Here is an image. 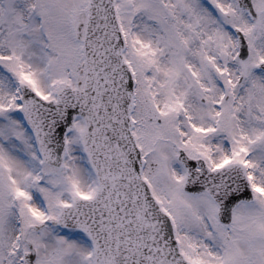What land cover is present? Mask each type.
I'll use <instances>...</instances> for the list:
<instances>
[{
	"label": "snow or ice",
	"instance_id": "obj_1",
	"mask_svg": "<svg viewBox=\"0 0 264 264\" xmlns=\"http://www.w3.org/2000/svg\"><path fill=\"white\" fill-rule=\"evenodd\" d=\"M0 264H264V0H0Z\"/></svg>",
	"mask_w": 264,
	"mask_h": 264
}]
</instances>
